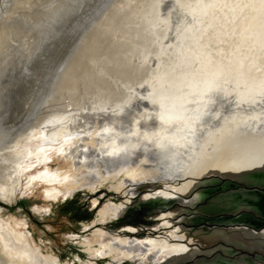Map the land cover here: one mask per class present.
<instances>
[{"label": "rangeland", "instance_id": "obj_1", "mask_svg": "<svg viewBox=\"0 0 264 264\" xmlns=\"http://www.w3.org/2000/svg\"><path fill=\"white\" fill-rule=\"evenodd\" d=\"M231 1L240 0L220 4L225 9ZM178 3L0 0V264H105L115 255L97 257L88 250L98 246L102 228L105 236L137 238L178 229L182 237L161 264L210 262L229 255L232 243L239 245L238 231L220 232L211 225L217 218L207 221V232L204 224L194 225L195 215L173 219L161 215H174L177 209L157 213L145 195L160 191V182H137L120 191L109 188V180L97 186L101 182L96 175L105 174L103 161L115 152L114 144L129 153L126 136H133V116L146 112L150 94L156 97L165 83L164 71L180 57L177 47L188 33L184 25L194 15L182 21ZM238 31V25L232 30L217 20L202 39H212L206 47L224 60L235 49ZM115 113L121 119H114ZM148 123L142 135L153 140L157 124ZM200 159L175 188L166 189L167 195H158H188L199 178L216 173ZM58 169L67 171L47 181L33 178ZM108 199L125 201L127 212L100 220L99 209ZM209 205L205 211L213 214L226 202L217 197ZM164 218L171 226L156 230L150 224ZM199 238L209 241L207 250L182 257L190 249L197 251L192 240Z\"/></svg>", "mask_w": 264, "mask_h": 264}, {"label": "bare ground", "instance_id": "obj_2", "mask_svg": "<svg viewBox=\"0 0 264 264\" xmlns=\"http://www.w3.org/2000/svg\"><path fill=\"white\" fill-rule=\"evenodd\" d=\"M222 1L179 0L180 19L185 21L188 14H193L195 21L184 25L188 33L182 34L181 44L177 47L181 52L180 57L171 70L164 71L165 83L161 84L162 89L156 97L150 94L146 112H137L133 116L134 125L129 133L133 136H126L129 153L119 152L117 144H114L115 152H110L112 156L103 161L105 174L102 177L96 175L101 182L97 186L109 180V188L120 191L137 182H160L157 187L160 191L151 194L167 195L166 189L175 188L177 181L191 172L200 158H204L205 167L216 165V173L225 170V175L264 184V173L255 171L258 164L264 163V0L231 1L225 3V9L224 4H220ZM217 20L232 30L238 25L240 30L235 49L224 60L211 53V46L206 47L212 39H202ZM242 46L246 48L242 50ZM213 47L214 50L216 45ZM112 116L121 119V114ZM149 119L157 124L153 140H147L142 135L148 130ZM205 154L210 156L205 159ZM64 171L67 170L58 169L33 178L40 177L47 181ZM130 193L134 194L129 191L128 195ZM128 195L125 201L129 200ZM252 198L256 199V196L252 194ZM125 201L117 203L106 200L99 209V219L106 221L122 216L128 206ZM242 201L243 204L252 203L246 198H242ZM92 203H98V199ZM229 203L222 207V211L233 210L235 203L231 199ZM239 204L241 207L242 202ZM161 216L168 217L164 214ZM150 224L156 230L171 226L167 218ZM106 233L102 228L103 236L98 246L88 248L92 256L115 255L105 264L124 260H137V264H161L182 237L176 228L165 231V234L142 238L105 236ZM236 235L243 248L264 253V243L260 240L248 239L241 232ZM196 250L198 252L200 249ZM235 250L233 247L229 255L214 257L210 262L204 260L201 264L263 263L244 253L233 255ZM192 253L188 250L181 256ZM220 255L224 254L221 252ZM180 262H183V258ZM90 264L101 263L94 261Z\"/></svg>", "mask_w": 264, "mask_h": 264}, {"label": "flooded vegetation", "instance_id": "obj_3", "mask_svg": "<svg viewBox=\"0 0 264 264\" xmlns=\"http://www.w3.org/2000/svg\"><path fill=\"white\" fill-rule=\"evenodd\" d=\"M209 168L216 172L217 166L213 165V167ZM199 179V184H197L188 195L179 194L178 196L169 195L166 197L163 195L146 194L145 197H149L154 201L153 208H155L157 213H166L168 210L177 209L174 215H167L169 218L180 219L181 216L195 215L193 216V220L196 221L197 224L194 225L204 224L207 232L211 231L210 228H208L210 224L207 223V221H212L217 218L219 221L211 223V225L214 224L218 231H238L243 233L248 239L260 240V242L264 243V200H262V195H264V184L256 182L255 180L252 182L242 181L218 172L203 176ZM157 187L158 186H156V188ZM249 194L256 196V199L252 197L248 198ZM230 195L236 196L238 200L239 198H246L247 201L250 200V202L252 201L253 203L248 202L232 211H222V209H220L221 207L217 206L214 210H219L220 212L218 211V213L211 214L205 211L207 208H210L211 205H209V203L215 198L230 197ZM257 202H259L258 205L256 204ZM212 206L214 205L212 204ZM126 212L127 209H125L124 213ZM70 218H74V216L72 215ZM180 222L182 223L183 221L181 220ZM224 227H228V229ZM192 241H194L193 244L195 245V249L200 250L204 248V244L209 243V241L206 242L200 238L197 239L196 242L194 239ZM231 246L236 249L235 254L244 253L256 260L263 258L255 255L256 249L248 250L241 245L233 243ZM195 255L193 254V256ZM203 262L198 261L199 264Z\"/></svg>", "mask_w": 264, "mask_h": 264}, {"label": "trees", "instance_id": "obj_4", "mask_svg": "<svg viewBox=\"0 0 264 264\" xmlns=\"http://www.w3.org/2000/svg\"><path fill=\"white\" fill-rule=\"evenodd\" d=\"M249 197H252V194H251V196L250 195H248V198ZM221 198H223V200H225V202H226V204H230L229 203V200L231 199L232 200V202H234V203H241L242 202V204H241V206H243V201H242V199L241 198H239V200H238V198H236V196H234V195H230V197H221ZM253 203V202H252ZM246 204V203H245ZM191 250V249H190ZM197 252H194L193 254L195 255ZM188 256H193V255H188Z\"/></svg>", "mask_w": 264, "mask_h": 264}, {"label": "water", "instance_id": "obj_5", "mask_svg": "<svg viewBox=\"0 0 264 264\" xmlns=\"http://www.w3.org/2000/svg\"><path fill=\"white\" fill-rule=\"evenodd\" d=\"M259 167V168H258ZM258 167H256V169H255V171L256 170H258V171H262V173H264V163L263 164H261V165H259L258 164ZM257 172V171H256ZM262 195V194H261ZM263 197H262V200H264V195H262ZM3 202V201H2ZM4 203V202H3ZM263 207H264V205H263ZM255 255H257V257H259V256H261V257H263V258H261V259H264V253L263 254H261V253H259V252H256L255 253Z\"/></svg>", "mask_w": 264, "mask_h": 264}]
</instances>
